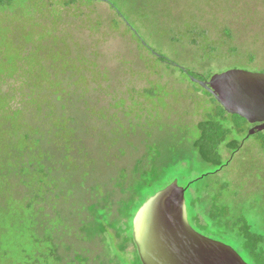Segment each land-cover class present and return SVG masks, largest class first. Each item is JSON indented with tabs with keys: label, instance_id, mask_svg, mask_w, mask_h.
Masks as SVG:
<instances>
[{
	"label": "rangeland",
	"instance_id": "obj_1",
	"mask_svg": "<svg viewBox=\"0 0 264 264\" xmlns=\"http://www.w3.org/2000/svg\"><path fill=\"white\" fill-rule=\"evenodd\" d=\"M10 15L11 10L0 17V264H112L110 252L86 255L87 261L50 252V236H60L61 222L46 206L57 201L56 193L36 195L40 179L50 184L60 173L35 159V129L51 130L53 122L63 133L75 130L71 158L94 171L88 180L78 177L77 191L66 183L59 190L73 208L65 210L68 218L80 211L77 202L110 190H116L115 209L124 205L145 173L157 172L164 188L175 180L184 187L185 179L211 173L186 192L188 206L191 195L200 198L198 217L190 215L193 228L252 264L244 250L248 228L261 239L264 254L263 137H241L235 154L223 148L229 160L224 168L202 163L192 145L196 126L214 106L189 79L209 81L231 70L264 74V0H95L55 18L38 14L25 24L34 29L31 42L35 32L50 35L43 47L45 70L35 65V52L22 61L23 48L30 52L35 43L25 46L24 27L14 22L25 17ZM82 74L83 82L77 81ZM50 82L61 84L51 91ZM145 90L157 97L145 100ZM38 111L51 122L37 123ZM170 159L175 161L168 164ZM83 212L102 215L87 206ZM93 248L101 252L100 245Z\"/></svg>",
	"mask_w": 264,
	"mask_h": 264
},
{
	"label": "trees",
	"instance_id": "obj_2",
	"mask_svg": "<svg viewBox=\"0 0 264 264\" xmlns=\"http://www.w3.org/2000/svg\"><path fill=\"white\" fill-rule=\"evenodd\" d=\"M85 2L92 4L95 2V0H0V17H2L3 14H7V12L10 10L12 12V15L7 16L8 18L13 19L15 18V16L25 17L24 19H14V22H19L21 23V26L24 27L23 30H25V35H23V39L27 43L25 44V46L30 44L32 46L33 43H35V48L33 47L30 52L26 48H23L22 51L24 52L23 54L25 56L22 58V61H25L26 63L28 61L27 55H29L30 53L33 54L35 52V55H37V57L39 55L38 61H35V65L38 64L39 67L42 66L45 70L48 69V62L44 60L47 58L43 57V54L45 53L43 47L44 43L48 40V38H50V35H46V33L43 32H35V42H31L32 40H30V35L34 31V29L30 28L28 30V28H26L27 24L25 23L29 22L30 24H33L32 21L36 19V15L38 14L41 15L50 13L55 18L61 11L78 7ZM18 9L21 11L18 12ZM22 10L25 13H23ZM7 30L10 29L8 28ZM57 53L58 52L53 53L54 56L56 55L54 57L55 62L56 59H58ZM158 59L161 62L166 61V59L163 57H158ZM82 62L83 61H81V64H83ZM64 67H69V61L66 60ZM180 71L182 70L180 69ZM182 72L183 74L187 75V73H185L184 71ZM82 76L83 74L80 76L78 75L77 81L83 82V80L81 79ZM196 78L201 80L199 77ZM50 83L51 91L54 86H59V84H61L59 82V84L54 82ZM199 88L205 93L206 96L210 98V102L214 106V110L210 113H207L205 115V118L196 126L197 136L192 145L194 149L193 152L196 153L197 158L202 163L210 164L216 167V169H221L224 168L225 165L229 162V160H224L222 149L225 148L227 150H230L232 154L237 153L241 147L240 138H245L246 135H248V130L252 125L249 124L245 119L237 115H230L226 113L223 107L215 100V98L210 93L202 89L200 86ZM144 92L145 100L153 101L157 97V94L154 93V90H145ZM1 93L3 92L1 91ZM56 100H58V98H56ZM38 112L39 113L36 116L38 118L37 123L51 122H48L41 117V111ZM44 116L47 117L45 114ZM51 126V130H47L41 127L35 129V159L39 161L41 166L42 163L47 166V170H49L50 172L56 171L60 173V175L56 177L57 180L50 184L47 179H40L39 193L38 195H36L43 197L47 192H51L52 194L56 193L57 201H53L52 204L50 203V205L47 203L46 206L47 212L52 211L55 214V217L58 218V220H60L61 222V229L57 231L60 234V236H58L59 242H54V239L57 238H54V233L50 236V252H52L56 256H59V258L64 254L65 256L62 257L67 258L70 256H74L77 259H85V261L88 260L87 256H95V258H98L99 256H101V254H109L108 252H110L113 253V255L108 258H110L112 264H142L133 239V220L141 206L147 201V199H149L150 196H147L146 194L149 192H151L152 194H156L158 191L164 189V187L159 185L161 179L160 175L157 172H149L141 175V178L139 179L135 187L137 192L135 193L134 198L132 197L124 205H122L124 202L121 201V205L117 207V209H115V204L112 201V199H114L115 197L114 192L116 190H110V192H108L106 195L97 196L92 201L87 198L81 203L77 202L75 205H82L80 211L78 210V208H76V211L71 213L73 217L68 218L65 210L73 211V208H71L70 204L65 201L64 198H61L62 192H60L59 190L61 189L62 185L66 183V185H68L70 188L77 191V185L79 184L78 177H80L82 181L88 180V178L91 176L89 172L94 171H89L87 165H76V162L71 158V151L73 150L72 143H74L73 136L75 130L71 128L70 133H63V131L57 129L55 130L54 122ZM259 134H261L263 137L262 144L264 147V133ZM46 146H49V148ZM145 157H147V155ZM167 161L168 164H170L175 160L170 159ZM139 162H142V159L137 162V166ZM137 169L138 168H136L135 171ZM82 170H86L87 172H83ZM40 172L42 175H45L46 171L43 167H41ZM170 173L171 172L168 171V178L170 176ZM211 175L213 174L202 173L194 178L185 179L184 187L186 189V192L192 191V187L195 183L204 180ZM25 184L27 185V183ZM91 187L93 193V190H96V185H93ZM26 193L30 194L29 189H27ZM138 193L144 194L143 197L140 198V201L136 200V195ZM52 194L49 193V200L52 198ZM27 195L25 197H27ZM66 196L68 195H65V197ZM199 201V197L191 195L190 205L188 206V203H186L189 222L190 215H193V217H198L197 206ZM43 202H46L45 198L43 199ZM110 203H112V207ZM30 206L31 205H29V207ZM84 206H87L90 211H102V215L90 217L83 212ZM58 207H60V209ZM243 229L245 237L244 250H246V252L249 254V258L252 264H264V254L259 248L261 239L256 235L248 232V228L244 227ZM53 242L55 244H52ZM96 245L101 246V252L95 253L93 247H95ZM61 249L62 251L60 253ZM41 252L42 254L45 253V251ZM126 254H130L131 259H129ZM119 258H122V263L118 261Z\"/></svg>",
	"mask_w": 264,
	"mask_h": 264
},
{
	"label": "water",
	"instance_id": "obj_3",
	"mask_svg": "<svg viewBox=\"0 0 264 264\" xmlns=\"http://www.w3.org/2000/svg\"><path fill=\"white\" fill-rule=\"evenodd\" d=\"M226 113L256 125L248 135L264 131V74L231 70L209 81L193 76ZM133 239L142 264H248L231 246L197 232L190 224L186 189L178 180L151 196L133 220Z\"/></svg>",
	"mask_w": 264,
	"mask_h": 264
},
{
	"label": "flooded vegetation",
	"instance_id": "obj_4",
	"mask_svg": "<svg viewBox=\"0 0 264 264\" xmlns=\"http://www.w3.org/2000/svg\"><path fill=\"white\" fill-rule=\"evenodd\" d=\"M256 125H252L251 126V128L250 129H252V128H254ZM259 133H264V131L263 132H259ZM256 134H258V133H256ZM185 188V187H184ZM192 226V225H191ZM193 227V226H192Z\"/></svg>",
	"mask_w": 264,
	"mask_h": 264
}]
</instances>
